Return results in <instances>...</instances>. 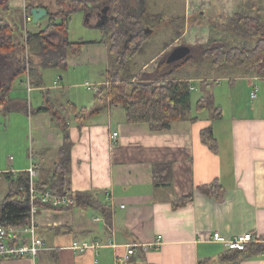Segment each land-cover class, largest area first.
Instances as JSON below:
<instances>
[{
  "label": "crops",
  "instance_id": "obj_1",
  "mask_svg": "<svg viewBox=\"0 0 264 264\" xmlns=\"http://www.w3.org/2000/svg\"><path fill=\"white\" fill-rule=\"evenodd\" d=\"M126 1L131 11L145 2ZM241 1L186 0V13L180 23L184 28L177 30L176 37L167 47H164L165 41L158 54L142 68L181 39L196 42L189 46L205 43L209 38V26L204 21L207 16L213 12L233 14ZM258 1L264 6V0ZM27 2L37 5L45 2L49 7H55L52 0H9L12 9L20 5L25 8ZM146 2L148 5L150 2L161 3L165 7L163 11L167 9L166 3L169 4L168 0ZM109 7L107 5L105 10ZM99 8H104L102 3ZM5 14L2 19L10 17V13ZM163 19L155 24L150 35L166 30ZM90 46L77 59L68 58L67 65L86 62L79 59L81 56L95 62L103 53L108 63L106 43H92ZM25 74L28 78L29 74ZM43 75L42 71L41 80L44 82ZM193 75L185 71L178 76L187 78ZM215 77L217 81L214 82L225 77L234 80L229 89L233 93L230 111L226 113L224 105L218 103L223 111L220 118L213 117L212 113L204 118L196 114L198 119L195 121L176 120L169 129L155 130L148 122L127 121L125 110L107 98L102 104V92L97 93L100 99L92 103L84 100L87 110L79 117V110L74 111L73 107L69 110L75 112L74 117L66 111L73 140V190L99 191L100 197L112 206V223L108 224L92 207L42 209L37 216V232L46 241V246L38 257L2 258L0 264H117L116 258L125 254L128 245L134 242L151 246L132 254L126 264H264V252L240 263L231 261L225 254L228 247L213 238L216 231L227 237L252 231L256 242H264V77L252 74ZM16 79L6 102L0 104V113L8 108V116L25 108L17 105L21 98L16 95L18 90L15 92L18 89ZM107 80L96 81L100 84V91L102 83H109ZM237 80L243 83L238 84ZM57 82L55 79L53 86L29 87L30 92L33 89L42 92V98H36V108L27 110L30 142L19 148L16 154H11L10 161L0 160V175L12 170L16 171L14 174L25 171L31 165L32 155L39 176L44 168L53 167L58 162L59 148L64 142L63 131L54 124L50 111L38 110L47 104V100H52L53 95L49 92L62 86ZM23 83L22 80L21 86ZM63 86L74 85L68 79ZM255 88L257 94L252 96ZM212 95L215 102L216 93ZM73 97L67 103L72 102L80 109L79 96L76 95L75 100ZM54 103L57 108V102ZM207 127L215 131L217 150L202 139V130ZM115 132L118 134L114 139ZM162 162L172 164V184L155 183L154 164ZM212 182H219L225 188L221 197L208 192ZM158 238L161 243L153 245ZM76 241L99 242L100 245L78 250L73 247ZM111 241L115 244L110 245Z\"/></svg>",
  "mask_w": 264,
  "mask_h": 264
},
{
  "label": "trees",
  "instance_id": "obj_2",
  "mask_svg": "<svg viewBox=\"0 0 264 264\" xmlns=\"http://www.w3.org/2000/svg\"><path fill=\"white\" fill-rule=\"evenodd\" d=\"M54 8L45 2L48 11L46 25L38 31H26L25 38L17 33L16 24L6 19H0V104L6 102L13 81L21 74L30 75V86L44 85L42 70L52 66H66L70 55H80L85 41H73L69 38V22L73 12L85 10L90 12L103 2H108L113 15L102 22L100 28L105 37L101 42L108 46L109 61L106 69L108 84H102V94L112 104L120 105L126 112L129 122H148L155 130H165L172 127L176 120L198 119L192 116L191 78L197 77L201 84L217 81L214 76H189L179 78L176 72L185 62H203L212 71H222L225 75H259L264 77V6L258 0H242L233 14L213 12L204 20L209 26V38L205 43L190 45L191 52L181 60L169 62L168 48L152 64L142 68L140 72L132 69L137 54L145 51V45L150 37V31L155 29V23H160L164 14L133 12L127 7L126 0H52ZM33 2L26 3V11L31 13ZM0 10L13 12L9 0H0ZM170 43H165L167 47ZM197 53L200 59L197 58ZM227 74V75H226ZM36 78V79H35ZM100 89V88H99ZM70 108L81 115L87 108L78 109L70 102ZM214 106L213 117H222V107L216 105L212 94H204L197 101L196 109L202 110ZM66 107H64L65 110ZM38 110L52 113L54 124L59 126L64 134V142L59 148L58 162L49 168H44L36 181L37 188L51 189L59 195L68 194L75 203L63 208L92 207L98 210L112 223V206L109 201L100 197L99 191H74L72 187V146L70 122L66 110L56 108L50 99ZM69 111V110H68ZM212 127L202 130V139L213 150L218 148V140ZM154 178L156 185L172 184V164L155 163ZM1 176L7 181V193L0 201V222L5 225L25 226L31 218V204L27 196L29 188L28 171L13 173L7 171ZM208 192L221 197L225 188L219 182H212ZM192 197V196H191ZM230 251V252H229ZM259 252H264V242H252L245 249H231L225 253L231 261L240 263ZM225 256V257H226ZM223 257V256H222Z\"/></svg>",
  "mask_w": 264,
  "mask_h": 264
},
{
  "label": "rangeland",
  "instance_id": "obj_3",
  "mask_svg": "<svg viewBox=\"0 0 264 264\" xmlns=\"http://www.w3.org/2000/svg\"><path fill=\"white\" fill-rule=\"evenodd\" d=\"M144 1V4H141V6L137 5V8L133 10V12L137 13L140 11V13L138 14L144 12H161L165 14L163 22L166 25V30L164 32H160V34L155 32L154 34L150 35L145 45V51L137 54L133 64L131 65L134 71L141 69L144 64H146V62H148L152 57L156 56L158 54L157 52L160 51V48L161 46H163L165 41L171 44L174 38L176 37L177 30L179 28H184V25L181 26L180 23L181 19H183L186 13V0H168L169 4L166 3L165 6L167 9L165 11H163L165 7H163L161 3L153 4L152 2H150L148 5V2H146V0ZM106 5H109V3H102V6L105 7ZM95 11H97V13ZM105 11V8L102 9L98 7L94 11L92 10V12L90 13L85 10H78L75 11V13L73 12V14L71 15V20L69 22L70 40L87 42L86 44H84V51L89 50V47H91L90 44L92 43H96V45H99V43H101L100 41L102 40V38L106 36L104 31L100 28L102 22L106 20L105 16L102 19V14H104ZM5 16V12L0 10V19L4 18ZM9 16L10 17L7 18V20L16 24L17 33H21L22 35H20V37L23 39L25 38L26 31H38L39 29L43 28L47 22V18L43 17L39 20V22H36L35 20L28 22L26 26L25 8H23V6L21 5L17 6L16 8H13V12ZM157 23L158 22H156L155 24L157 25ZM153 31L154 30H151L150 33H152ZM168 31H170V33ZM171 39L172 41H170ZM197 42L200 43V41ZM194 43L196 42H189L188 40L181 39L180 42H175L174 46H172L171 48V51L178 45H189ZM103 54L101 58L95 62H93L92 59L88 60V58L84 60V57L81 56L79 59L86 62H81L77 65L68 64L67 66H52L44 68L42 70L44 73L43 77L45 85L53 86L55 84V79L58 80L57 83H59V85H62L61 87H54V89H52V93L49 92L51 96L53 95L52 101L57 102V108H59L61 111L65 112L66 110L68 112L70 106L67 102L72 100V96H74L73 100H75L76 95L79 96L78 98L81 100L80 103L78 102L80 104V108H83L85 106L87 107L84 100H89L90 103H92L93 100L96 101L100 99L99 95H97L98 91L94 89H89L86 83L89 82L96 85L98 84L96 82L97 80L102 79L105 81V79L107 78V75H105L103 72H106L108 63L106 59H104ZM80 55H70L69 59H77ZM197 58L200 59V55L198 53ZM151 62L152 61H150L146 67L152 64ZM185 71H187L188 74H194L193 76L225 75L222 71H212V69L207 66V59L200 63L185 62L180 66L176 74L180 75ZM61 77H63V79ZM68 79H71V82L74 86H68V88L63 86L66 84ZM212 79H214V77ZM22 80L25 83H23L24 85L22 84L21 86ZM191 81L194 85V89L192 90L191 105L193 106V108L191 111V115L199 114L201 118L211 115L214 109L213 105L208 106L202 110L196 109V105L197 101L201 98L202 95L213 93H216L215 104L218 105V103L221 102V104H223L226 109V113L230 111L231 98L233 96V93L230 92L231 90L229 89L231 87V81L234 80H229L225 77L224 79H221L218 82L213 81L209 84H201L200 79L194 77L191 79ZM238 81L239 80H237L236 83H243L242 81ZM15 82L18 85V89L15 90V92L18 90V93L16 95L20 96L21 98L20 100H18L17 105L25 106L26 109L24 108L17 111L11 110V112L13 111L14 113L10 114V116H8V108H5V112L3 114L0 113V160L4 162L10 161V155L16 154L15 152L19 148H22L23 146H28L30 142V136L29 133H27V130H29L30 126L28 125L30 116L28 115V111L29 109L36 108L38 104L36 98H42V92L40 90L33 89L32 92H30L31 90L29 91V79L27 78V75L25 73L18 76ZM46 95L48 97V94ZM105 98L107 97L102 94V104H104V100H106ZM64 107H66L65 110ZM88 107L91 108L89 105ZM69 111L71 112L72 117H74L75 112L71 110ZM7 187L8 185L6 179H4L3 176L1 177L0 175V201L6 195Z\"/></svg>",
  "mask_w": 264,
  "mask_h": 264
},
{
  "label": "built area",
  "instance_id": "obj_4",
  "mask_svg": "<svg viewBox=\"0 0 264 264\" xmlns=\"http://www.w3.org/2000/svg\"><path fill=\"white\" fill-rule=\"evenodd\" d=\"M34 17L31 13L25 9V25L30 21H33ZM29 79V75H28ZM30 83V79H29ZM28 83V84H29ZM89 89L99 90V84H92L87 82ZM30 87V84H29ZM256 88H258L256 86ZM254 89L251 94L256 96L257 89ZM118 132L113 133L112 138H116ZM29 174V188L27 196L29 197L31 204V218L29 223L25 226L5 225L0 222V259L2 258H20L31 257L36 259L41 252L42 248L46 246L44 238L38 235L37 232V216L42 209H60L68 205L75 203L74 197L64 194L59 195L51 191V189L40 191L36 186V181L39 176L38 169L34 162V156H31V165L26 169ZM12 172H16L12 170ZM214 240L221 241L226 247L231 249H245L249 243L256 242L257 238L252 231L238 233L233 237H227L221 232L216 231L213 235ZM161 243L160 238L156 240L153 245L157 246ZM111 241L110 245H114ZM100 245L99 242L76 241L73 245L75 249L85 250L90 247H96ZM151 245H147L142 242H134L128 245L126 253L119 255L116 258L117 264H126L129 257L141 250H147Z\"/></svg>",
  "mask_w": 264,
  "mask_h": 264
},
{
  "label": "water",
  "instance_id": "obj_5",
  "mask_svg": "<svg viewBox=\"0 0 264 264\" xmlns=\"http://www.w3.org/2000/svg\"><path fill=\"white\" fill-rule=\"evenodd\" d=\"M31 14L34 17V20L36 22H39V20L43 17H45L48 14V11L46 8L42 7V6H35L32 8L31 10ZM191 52V47L189 45L186 44H181L176 46L169 54L168 56V61L169 62H173V61H177L180 60L182 58H185L186 56H188ZM1 80H0V84H1ZM1 86V85H0Z\"/></svg>",
  "mask_w": 264,
  "mask_h": 264
},
{
  "label": "flooded vegetation",
  "instance_id": "obj_6",
  "mask_svg": "<svg viewBox=\"0 0 264 264\" xmlns=\"http://www.w3.org/2000/svg\"><path fill=\"white\" fill-rule=\"evenodd\" d=\"M106 6H107V5H106ZM106 6H105V7H106ZM105 7H104V8H105ZM105 13H106V14H105L104 16H105V17H108V19L113 15V13H112L110 7H109V9L107 8V10L105 11ZM104 16H102V19L104 18Z\"/></svg>",
  "mask_w": 264,
  "mask_h": 264
}]
</instances>
